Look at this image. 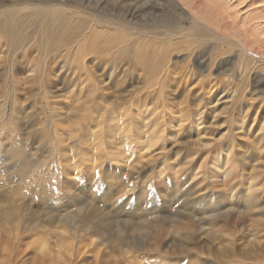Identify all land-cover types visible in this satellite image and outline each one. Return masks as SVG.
<instances>
[{"label": "rangeland", "instance_id": "obj_1", "mask_svg": "<svg viewBox=\"0 0 264 264\" xmlns=\"http://www.w3.org/2000/svg\"><path fill=\"white\" fill-rule=\"evenodd\" d=\"M222 1L63 43L0 20V264H264V2Z\"/></svg>", "mask_w": 264, "mask_h": 264}, {"label": "bare ground", "instance_id": "obj_2", "mask_svg": "<svg viewBox=\"0 0 264 264\" xmlns=\"http://www.w3.org/2000/svg\"><path fill=\"white\" fill-rule=\"evenodd\" d=\"M186 1L189 3L191 1L196 2L197 0H186ZM186 1L185 0H9L8 5H6L7 3L5 4L2 0H0V20L2 19L4 22H6L7 27L3 25L2 27L4 29L8 28L13 43H16V41H18L21 38V36L23 35L22 30L31 27L39 28L40 33L47 35L49 39L55 43H63L69 41L71 39L69 37L76 29L86 25L104 26V27L115 28V29L118 28L123 30H129L135 28L137 33H140L141 28L144 30H146V28H153V29L157 28L158 30L160 28L161 29L166 28L165 34H167L171 28L178 26L179 19H182L186 16L189 17L190 14L188 15L187 12L188 9L185 8ZM262 1L264 2V0H248L250 5L261 3ZM219 5H221V3ZM211 10L212 12H214L213 17L216 19V21H219L217 20L218 18L215 12V10L217 9L213 7ZM159 11H161L162 14H160ZM257 11H258L257 18L263 19L264 16L260 15V13L262 12V7L258 8ZM195 21H196V26H199V28L195 29V31L192 32L191 36H193L196 39L198 35L199 40L205 41L206 39L202 38V36H206V30H209L210 28L206 24H203L198 18L195 19ZM202 27H204L203 30ZM258 29H260V27H257V31ZM210 31L212 30L210 29ZM255 39L258 40L259 38L255 36ZM220 40L222 41V39ZM223 40L225 41L224 38ZM260 51L264 55V50L261 49ZM195 60L198 61L199 64H202L201 58H195ZM226 62L234 63V58H227L224 63L220 61V64L218 65L217 69L219 70L221 68V64L223 66L226 64ZM0 113H1V107H0ZM4 125H5V121H0V127H4ZM185 183L182 184L181 187H179L181 188L182 192L186 191L187 193H190V191L193 188H196V185H194L193 183L192 184L189 183L185 184ZM171 187L178 188L176 184L174 186V184H171L169 182L163 184V189L165 192L169 193ZM221 208L222 207L218 209L220 211L218 213L219 215L228 214V210H221ZM39 245L41 246L42 249H45L44 242Z\"/></svg>", "mask_w": 264, "mask_h": 264}]
</instances>
